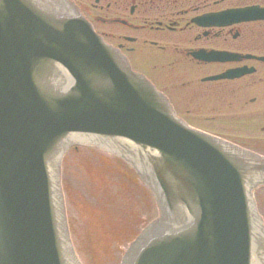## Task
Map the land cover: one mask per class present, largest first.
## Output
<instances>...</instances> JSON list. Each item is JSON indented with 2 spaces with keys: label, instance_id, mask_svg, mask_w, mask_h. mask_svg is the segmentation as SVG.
Masks as SVG:
<instances>
[{
  "label": "water",
  "instance_id": "water-1",
  "mask_svg": "<svg viewBox=\"0 0 264 264\" xmlns=\"http://www.w3.org/2000/svg\"><path fill=\"white\" fill-rule=\"evenodd\" d=\"M85 143L125 157L169 222L122 264H264V159L187 128L71 8L0 0V264H79L58 170Z\"/></svg>",
  "mask_w": 264,
  "mask_h": 264
},
{
  "label": "flooded vegetation",
  "instance_id": "flooded-vegetation-1",
  "mask_svg": "<svg viewBox=\"0 0 264 264\" xmlns=\"http://www.w3.org/2000/svg\"><path fill=\"white\" fill-rule=\"evenodd\" d=\"M96 30L128 55L166 93L176 112L232 118L235 142L264 150V72L235 80L202 82L203 74L226 64H208L191 56L194 49H231L254 53L256 32L249 28L202 29L192 12L257 0H75ZM224 9V8H222ZM245 59V60H242ZM256 61L241 58L233 67ZM217 103V106L214 103Z\"/></svg>",
  "mask_w": 264,
  "mask_h": 264
},
{
  "label": "rangeland",
  "instance_id": "rangeland-1",
  "mask_svg": "<svg viewBox=\"0 0 264 264\" xmlns=\"http://www.w3.org/2000/svg\"><path fill=\"white\" fill-rule=\"evenodd\" d=\"M257 45L264 44V35ZM64 155L62 187L75 249L84 264H119L122 252L152 216L122 162L91 147Z\"/></svg>",
  "mask_w": 264,
  "mask_h": 264
}]
</instances>
